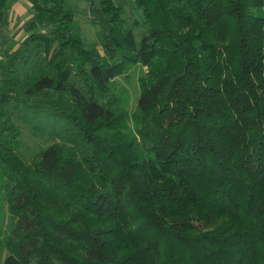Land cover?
I'll use <instances>...</instances> for the list:
<instances>
[{"label": "trees", "instance_id": "1", "mask_svg": "<svg viewBox=\"0 0 264 264\" xmlns=\"http://www.w3.org/2000/svg\"><path fill=\"white\" fill-rule=\"evenodd\" d=\"M25 1L0 56L2 264H264V0ZM19 123L51 143L30 161Z\"/></svg>", "mask_w": 264, "mask_h": 264}, {"label": "rangeland", "instance_id": "2", "mask_svg": "<svg viewBox=\"0 0 264 264\" xmlns=\"http://www.w3.org/2000/svg\"><path fill=\"white\" fill-rule=\"evenodd\" d=\"M76 9L78 12L77 22L80 26L83 34L93 43L96 41L95 34L98 31L90 25L89 19L92 17V11L88 9L83 3H77ZM21 18H16L15 21L11 19L10 27L11 30L7 29L8 26L3 28L0 32V56H5L12 52V50L25 40L26 34L24 29L27 27L31 20L32 12L27 10ZM11 14V13H10ZM11 18V15L8 17ZM9 25V24H7ZM145 72L142 67H135L130 70L129 77L127 79H118L117 88L124 89L125 95L127 96V110L131 111L136 102L138 96V79ZM21 128V139L19 154L27 161H30L36 157V155L42 150L46 149L51 143L45 138L37 137L32 134L30 129L25 123H19ZM7 253L5 251H0V261L2 264L4 258H6Z\"/></svg>", "mask_w": 264, "mask_h": 264}, {"label": "crops", "instance_id": "3", "mask_svg": "<svg viewBox=\"0 0 264 264\" xmlns=\"http://www.w3.org/2000/svg\"><path fill=\"white\" fill-rule=\"evenodd\" d=\"M30 7H31L30 4L27 1H25V0H21L18 3L14 4L13 7H12V9H11V12H10L11 13L10 14L11 15V18L9 19V22L7 23L9 25L2 26L0 24V32H1V30L3 31V28H5L6 26H8L7 29L10 31L11 30V27H10L11 19L13 21H15L16 18H21L22 15H24V13H27L28 12L27 10H30ZM18 45H19V43L17 44V46ZM17 46L13 50H15L17 48ZM0 263H1V261H0Z\"/></svg>", "mask_w": 264, "mask_h": 264}]
</instances>
